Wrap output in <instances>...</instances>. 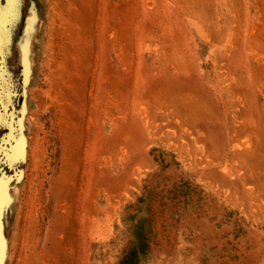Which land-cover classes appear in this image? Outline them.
Masks as SVG:
<instances>
[{
	"label": "rangeland",
	"instance_id": "374dc122",
	"mask_svg": "<svg viewBox=\"0 0 264 264\" xmlns=\"http://www.w3.org/2000/svg\"><path fill=\"white\" fill-rule=\"evenodd\" d=\"M3 264H264V0H0Z\"/></svg>",
	"mask_w": 264,
	"mask_h": 264
},
{
	"label": "water",
	"instance_id": "95a60500",
	"mask_svg": "<svg viewBox=\"0 0 264 264\" xmlns=\"http://www.w3.org/2000/svg\"><path fill=\"white\" fill-rule=\"evenodd\" d=\"M3 194L2 189L0 188V195ZM4 259V247L2 240V231H1V222H0V264H3Z\"/></svg>",
	"mask_w": 264,
	"mask_h": 264
}]
</instances>
